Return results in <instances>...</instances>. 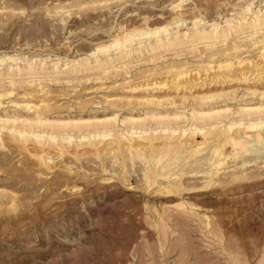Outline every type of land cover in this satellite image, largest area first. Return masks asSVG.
<instances>
[{
	"label": "rangeland",
	"instance_id": "374dc122",
	"mask_svg": "<svg viewBox=\"0 0 264 264\" xmlns=\"http://www.w3.org/2000/svg\"><path fill=\"white\" fill-rule=\"evenodd\" d=\"M0 264H264V0H0Z\"/></svg>",
	"mask_w": 264,
	"mask_h": 264
},
{
	"label": "bare ground",
	"instance_id": "6f19581e",
	"mask_svg": "<svg viewBox=\"0 0 264 264\" xmlns=\"http://www.w3.org/2000/svg\"><path fill=\"white\" fill-rule=\"evenodd\" d=\"M234 141H235V140H233V142H234ZM233 142H232V143H233ZM234 143H235V142H234ZM235 144H236V143H235ZM241 146H242V145H241ZM241 146H240V147H241ZM142 147H143V146H142ZM234 147H235V145H234ZM146 148H147V147H146ZM237 148H239V147H237ZM241 148H242V147H241ZM241 148H240V150H241ZM244 149H245V148H244ZM237 150H238V149H237ZM240 150H239V151H240ZM239 151H238V152H239ZM240 153H241V152H240ZM237 154H238V153H237ZM220 165H221V164H220ZM171 186H172V185H171ZM168 191H169V190H168ZM166 193H167V192H166ZM169 193H170V192H169ZM200 208H201V207H200ZM201 211H202V210H201ZM205 212H206V211H205ZM205 212L203 211V213H205ZM206 213H207V212H206ZM205 217H206V216H205ZM155 221H157V220H155ZM184 221H185V220H184ZM186 221H187V220H186ZM157 224H158V223H157ZM209 224H210V223H209ZM228 224H229V223H228ZM179 226H180V225H179ZM206 227H207V226H206ZM157 228H158V226H157ZM158 229H159V228H158ZM156 230H157V229H156Z\"/></svg>",
	"mask_w": 264,
	"mask_h": 264
}]
</instances>
